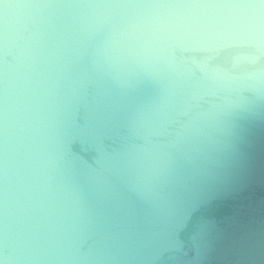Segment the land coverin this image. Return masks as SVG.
Instances as JSON below:
<instances>
[{
    "label": "clouds",
    "instance_id": "clouds-1",
    "mask_svg": "<svg viewBox=\"0 0 264 264\" xmlns=\"http://www.w3.org/2000/svg\"><path fill=\"white\" fill-rule=\"evenodd\" d=\"M0 264H264V0H0Z\"/></svg>",
    "mask_w": 264,
    "mask_h": 264
}]
</instances>
